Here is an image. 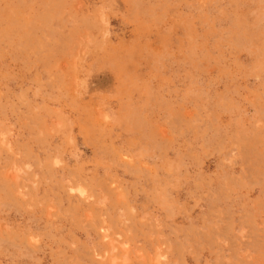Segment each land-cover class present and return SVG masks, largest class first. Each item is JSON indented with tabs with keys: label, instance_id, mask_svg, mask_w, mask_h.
I'll return each instance as SVG.
<instances>
[{
	"label": "rangeland",
	"instance_id": "rangeland-1",
	"mask_svg": "<svg viewBox=\"0 0 264 264\" xmlns=\"http://www.w3.org/2000/svg\"><path fill=\"white\" fill-rule=\"evenodd\" d=\"M0 264H264V0H0Z\"/></svg>",
	"mask_w": 264,
	"mask_h": 264
}]
</instances>
